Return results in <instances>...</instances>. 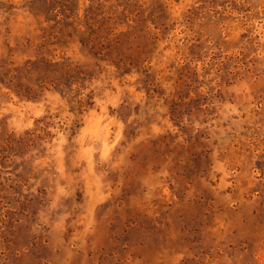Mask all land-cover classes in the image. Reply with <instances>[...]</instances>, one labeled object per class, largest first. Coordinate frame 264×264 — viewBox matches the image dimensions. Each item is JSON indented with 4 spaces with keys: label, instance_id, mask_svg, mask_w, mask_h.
<instances>
[{
    "label": "rangeland",
    "instance_id": "374dc122",
    "mask_svg": "<svg viewBox=\"0 0 264 264\" xmlns=\"http://www.w3.org/2000/svg\"><path fill=\"white\" fill-rule=\"evenodd\" d=\"M0 264H264V0H0Z\"/></svg>",
    "mask_w": 264,
    "mask_h": 264
}]
</instances>
